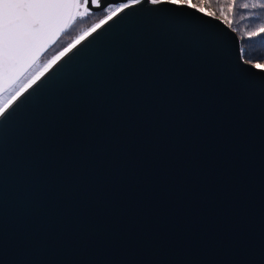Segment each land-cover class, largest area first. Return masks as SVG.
<instances>
[{"label": "water", "instance_id": "obj_1", "mask_svg": "<svg viewBox=\"0 0 264 264\" xmlns=\"http://www.w3.org/2000/svg\"><path fill=\"white\" fill-rule=\"evenodd\" d=\"M131 20L22 106L48 121L80 104L50 154L22 162L10 127L0 264H264V83L190 18L162 25L159 66L109 75Z\"/></svg>", "mask_w": 264, "mask_h": 264}, {"label": "snow or ice", "instance_id": "obj_2", "mask_svg": "<svg viewBox=\"0 0 264 264\" xmlns=\"http://www.w3.org/2000/svg\"><path fill=\"white\" fill-rule=\"evenodd\" d=\"M207 2L0 0V179L10 127L23 162L34 154H50V147L61 141L60 133L72 129L81 107L69 102L60 116L41 121L34 115H22L25 102L101 33L126 18L132 20L127 25L123 55L109 75L159 66L171 55L162 25L171 27L179 19L190 18L198 33L228 52L238 77L264 83V0H218L215 11H205ZM167 10L175 15H167ZM96 17L102 18L71 42L58 43L62 34L71 36L81 23ZM237 20L242 27L233 26ZM250 42L260 47L251 48Z\"/></svg>", "mask_w": 264, "mask_h": 264}, {"label": "trees", "instance_id": "obj_3", "mask_svg": "<svg viewBox=\"0 0 264 264\" xmlns=\"http://www.w3.org/2000/svg\"><path fill=\"white\" fill-rule=\"evenodd\" d=\"M208 1H210L212 4H213V6L216 8L217 7V2H218V0H208ZM102 17H96V18H93L92 20H90V21H88V23H81L79 26H81V27H77L76 28V31L75 32H73L72 33V35L71 36H67V35H63L62 37H61V40L60 41H58V43H60V42H62L64 45H66L67 43H69L70 41H71V38H73V37H75L76 35H78L79 33H80V31H83V30H86L88 27H91V24H93V23H96L99 19H101ZM233 26L234 27H242L243 26V24L239 21V20H237V21H235V23L233 24ZM83 28V29H82ZM237 35H240L239 33L237 34ZM66 38V39H65ZM64 40V41H63ZM251 43V48H259L260 46L259 45H257V44H255L254 42H250ZM53 48H55V46L53 47ZM52 48V49H53ZM251 48H250V50H251ZM52 49L51 50H49L50 52L52 51Z\"/></svg>", "mask_w": 264, "mask_h": 264}, {"label": "rangeland", "instance_id": "obj_4", "mask_svg": "<svg viewBox=\"0 0 264 264\" xmlns=\"http://www.w3.org/2000/svg\"><path fill=\"white\" fill-rule=\"evenodd\" d=\"M193 2L195 3L196 2V0H193ZM216 10V8L213 6V4L210 2V1H208L207 2V4H206V6H205V11H215ZM98 22V21H97ZM79 27H81V26H79ZM83 29V28H82ZM79 35V34H78ZM77 36V35H76ZM75 37H73V38H71V40L72 39H74ZM66 39V38H65ZM64 41V40H63ZM71 42V41H70Z\"/></svg>", "mask_w": 264, "mask_h": 264}]
</instances>
